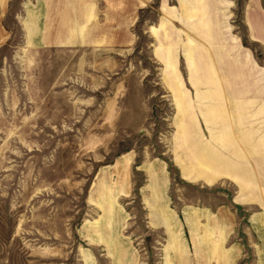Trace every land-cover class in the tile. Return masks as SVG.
Instances as JSON below:
<instances>
[{"label":"rangeland","instance_id":"rangeland-1","mask_svg":"<svg viewBox=\"0 0 264 264\" xmlns=\"http://www.w3.org/2000/svg\"><path fill=\"white\" fill-rule=\"evenodd\" d=\"M106 1L96 2L99 30ZM9 2L0 264H264L251 219L264 194L242 187L254 179L247 154L264 146L230 138L232 106L264 82L246 0H126L128 31L106 26L78 47L67 32L27 31L24 0ZM199 44L216 62L199 63Z\"/></svg>","mask_w":264,"mask_h":264},{"label":"crops","instance_id":"crops-1","mask_svg":"<svg viewBox=\"0 0 264 264\" xmlns=\"http://www.w3.org/2000/svg\"><path fill=\"white\" fill-rule=\"evenodd\" d=\"M3 1L7 10L10 6V0ZM97 1L99 0H31L30 2L24 0L22 6L25 12L23 26L25 29L27 28V31L29 32L31 31V26H36L37 28H35L34 31L40 33H70L72 34L70 35V38L73 39L72 41L69 40L70 42H68V44H71L72 47L88 45L92 41L89 34L95 33V31L105 32L107 31L106 26H108L111 31H128L126 24L127 15L123 14V11L127 8L126 0L106 1H109L110 3H107L108 13L104 12V14L109 21L104 24L103 30H99L95 27V18L100 16L95 13V10H97ZM121 17L124 19L123 25L118 21ZM244 17L250 39L260 46L261 52L264 54V0H246ZM0 27L3 28V31L6 30L5 23L2 22ZM77 32L86 33L84 40L81 42H78L74 38L75 36L73 33ZM200 38L203 39L202 37ZM209 40L212 42V34L210 35ZM214 40V44H216V37H214ZM56 42L57 40H54L50 43ZM199 46L200 51L198 60L200 64L205 66L207 59L212 64L213 62H216L217 58L215 52H208L210 49L205 50V47H202L200 44ZM259 63L257 62V64ZM262 69L264 72V67H262ZM260 74H262V71H260ZM204 79L205 81L207 79L205 74ZM205 81L203 80V75L200 73V86H203ZM217 81L218 80L215 77V86L217 85ZM262 82L263 81L261 80H255L249 87V91H253V97L251 99L246 101L243 100L242 103L237 104L236 107L232 106L230 120V138L232 147L235 144H254L264 146V82ZM235 96L239 97L243 95L237 93ZM263 152L261 153L255 148L252 154H247L250 156L252 155L253 159L249 160L247 158L248 166H250L251 169H247L246 176L254 177V179L251 181L247 177H242V180L247 183L244 184V186L242 184L245 192L249 193L251 185L254 184L253 186L256 185L259 192H263L264 194ZM244 163H246V161ZM237 175L239 176V174ZM237 175L233 174L232 177L236 178ZM236 180L238 183H241V180L238 178H236ZM248 181H250V184ZM260 203L262 204L257 205V208L264 209V201ZM247 206L248 208L255 207L250 203H248ZM251 219L253 226L256 225L261 231L257 236H264V213L262 215L258 214L257 217L252 215ZM252 236H254V233Z\"/></svg>","mask_w":264,"mask_h":264}]
</instances>
